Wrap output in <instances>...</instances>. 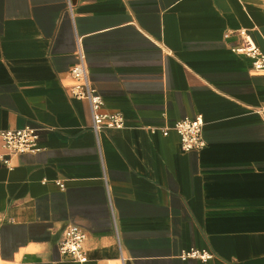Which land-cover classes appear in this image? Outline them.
<instances>
[{
    "label": "crops",
    "instance_id": "crops-1",
    "mask_svg": "<svg viewBox=\"0 0 264 264\" xmlns=\"http://www.w3.org/2000/svg\"><path fill=\"white\" fill-rule=\"evenodd\" d=\"M240 31L264 55V0H0V132L39 148L0 142V264H264V74ZM79 54L122 129L72 97ZM197 117L183 152L172 128Z\"/></svg>",
    "mask_w": 264,
    "mask_h": 264
},
{
    "label": "built area",
    "instance_id": "built-area-1",
    "mask_svg": "<svg viewBox=\"0 0 264 264\" xmlns=\"http://www.w3.org/2000/svg\"><path fill=\"white\" fill-rule=\"evenodd\" d=\"M239 35L243 39V46L236 49L235 53L248 58L251 61L254 72L264 74V55L259 52L245 32L240 31ZM70 76L77 82V85L71 88V95L76 100L88 102L94 131L98 132L101 128L122 129L124 122L120 114L101 113L103 106L102 99L87 80L83 58L80 54L78 55V63L70 71ZM257 114L264 121V107L258 109ZM202 129L203 121L200 117L193 120H181L176 122L172 128L180 138L181 150L183 152L200 150L204 147ZM167 134V129L162 130L163 136H167ZM37 141L38 135L36 131L30 128L0 132V142L13 155L38 152ZM85 239L86 235L81 229L76 226H67L59 243L60 255L64 258H69L73 262L82 263L84 255L81 247ZM187 258L207 262L212 260L213 256L206 252L192 251L183 255V259Z\"/></svg>",
    "mask_w": 264,
    "mask_h": 264
}]
</instances>
